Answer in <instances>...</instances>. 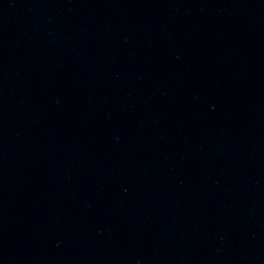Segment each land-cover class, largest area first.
<instances>
[{
	"label": "water",
	"instance_id": "1",
	"mask_svg": "<svg viewBox=\"0 0 264 264\" xmlns=\"http://www.w3.org/2000/svg\"><path fill=\"white\" fill-rule=\"evenodd\" d=\"M0 264H264V0H0Z\"/></svg>",
	"mask_w": 264,
	"mask_h": 264
}]
</instances>
